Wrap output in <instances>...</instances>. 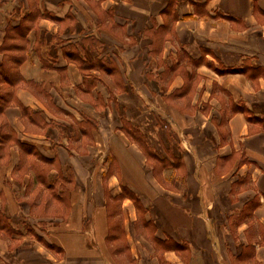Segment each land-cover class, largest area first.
Returning a JSON list of instances; mask_svg holds the SVG:
<instances>
[{
    "label": "crops",
    "instance_id": "obj_1",
    "mask_svg": "<svg viewBox=\"0 0 264 264\" xmlns=\"http://www.w3.org/2000/svg\"><path fill=\"white\" fill-rule=\"evenodd\" d=\"M39 8L45 16L27 9L0 36V53L18 64L1 55L0 73L19 77L3 82L14 95L0 97V264H185L164 249L165 234L186 237L202 218L212 250L219 225L225 261L264 264V0ZM175 55L177 65L166 62ZM158 120L174 131L193 169L192 199L207 200L210 214L192 219L154 176L153 160L165 159L148 142ZM20 218L23 234L8 235Z\"/></svg>",
    "mask_w": 264,
    "mask_h": 264
},
{
    "label": "rangeland",
    "instance_id": "obj_2",
    "mask_svg": "<svg viewBox=\"0 0 264 264\" xmlns=\"http://www.w3.org/2000/svg\"><path fill=\"white\" fill-rule=\"evenodd\" d=\"M43 1H47V2H57V0H0V36L4 31V27L8 26V29L11 27L9 21L15 18H27L29 17L27 14H25V10L27 9H31L32 11V16L37 15V18L40 19V16H45L46 14H43L42 12H40V8H39V3L43 2ZM38 13H42L39 14ZM35 18V17H34ZM8 23V24H7ZM5 25V26H4ZM74 28H76V26L74 25ZM10 32V30H8ZM46 34V33H45ZM160 43V42H159ZM175 47H176V43H174ZM178 48V47H176ZM3 56L5 62H7L9 64L10 67L14 66L17 67L18 64H13V56H15L16 54H10V53H0V56ZM9 55V56H7ZM23 58V57H22ZM175 58H177V55L172 56L169 60H167L166 62H171L174 61V64L177 65V63H175ZM95 62V61H94ZM159 62V61H158ZM92 63V61H91ZM114 66L111 65V68L107 70V72H111L112 74L115 72L114 71ZM3 70V69H2ZM5 70V69H4ZM17 72V71H16ZM107 72H105L104 77L106 78V81L109 82V75ZM111 74V75H112ZM93 76H95L93 74ZM18 75L16 76L15 79V83L18 79ZM0 81L5 82L4 81V75L3 73L0 74ZM11 85L3 83L0 84V97L2 98V95H5L7 97H12L14 95V93L16 92V87L12 88L10 87ZM111 92V94L113 93V90L110 89L109 90ZM113 95V94H112ZM113 96L110 97V99H112ZM93 101V100H92ZM90 101L92 105L90 106H94V108L96 109V101ZM3 104V101L0 100V105ZM127 104V103H126ZM118 105V107H116ZM4 106V105H3ZM138 103H137V105ZM115 107L117 108V111H119V108H123L122 105H120V103H118L117 101H115ZM139 112V110L137 111ZM104 112L101 111V114H103ZM106 113V111H105ZM160 114V113H158ZM1 116V115H0ZM112 118V117H110ZM107 122H109V118L108 120L105 119L101 125V128L104 130L106 129L107 131ZM113 122V120L111 121ZM158 122H160V128L159 129H155L153 131V135L155 136H150L149 140L152 139L153 141V147L154 148H158V156H161L160 159H162V157H164V161H158L156 159L153 160V172H154V176H156L157 178L160 179V181L162 182V185H166V187L172 191L175 192H179L180 198L175 197L176 198V203H180V205H182V207H184L186 210H188V212L190 213V216L192 219L197 220L199 218V214L203 216V214L206 213V215L210 214L209 213V208L208 206V201L205 200V203L202 205V207H200L198 201L192 199L193 197H195L196 195V184L194 185V177H193V169H189L187 162L185 160V158L183 157V154H181V152H183V148L180 146L178 139H176V137L174 136V131L172 132L171 126L170 125H166V123H162V120H158ZM95 123H91L90 121L88 122V128H92L95 127L94 126ZM166 130L168 132V137H169V141L168 143L172 144V141L174 140V152L172 151V155H171V159L166 158L165 152H163L162 149H164L163 147L165 146V144H168L165 140V135L166 134ZM163 133V134H162ZM141 134L143 135L144 133L141 131ZM152 137V138H151ZM163 137V138H162ZM165 137V138H164ZM142 141L145 142L147 141V139L143 136ZM150 143V142H149ZM173 145H171L172 147ZM4 149V148H3ZM93 149V148H92ZM93 151H95L93 149ZM4 154L1 153L0 151V166L2 164V158H3ZM99 158H103L101 156H99ZM187 159V158H186ZM189 160V158H188ZM97 161L101 162L102 160H98L97 157ZM171 161V164H169ZM189 162V161H188ZM48 168V167H47ZM47 172V169L45 170ZM191 182V184L189 185L186 182ZM174 198V199H175ZM196 198V197H195ZM114 204V203H113ZM206 206V207H205ZM154 207V206H153ZM157 206H155L154 209V213L155 219H157V222H160V216L161 215H165L164 211L159 210V215L158 212L155 210ZM141 209V207H140ZM2 210V207L0 206V212ZM143 211V210H142ZM140 213V212H139ZM153 213V214H154ZM141 214V213H140ZM158 215V216H157ZM166 216V215H165ZM200 216V218L202 217ZM1 219V217H0ZM218 219V218H217ZM218 221V220H217ZM8 223H10V221H8ZM15 223H19L18 227L19 229H16L15 232H9L8 235L13 236V234H23L20 232H24L25 228L22 227L21 223H23V219H15ZM154 227H155V223ZM161 227V226H160ZM216 230L218 232V241L220 243L221 247L219 250L217 249H213L210 246V233H211V229H209V226L204 222L203 218L201 219V222L199 225H194L192 223V226L189 228V230L186 232V237H179L175 232L170 231V235L169 234H165V239L167 240H171L174 239L178 242V244H180V247L175 250V251H181L180 254L183 253V257L185 260V264H240L238 262H235L233 259L229 258L228 261H225L226 258V254H227V250L224 248L223 244H221V242H223V236H222V232L221 229H219V225H216ZM12 231V229H11ZM155 231V228H154ZM141 239V238H140ZM157 240V239H156ZM215 251V252H214ZM221 251H223L221 254ZM224 256V259H221V256ZM230 262V263H229Z\"/></svg>",
    "mask_w": 264,
    "mask_h": 264
},
{
    "label": "trees",
    "instance_id": "obj_3",
    "mask_svg": "<svg viewBox=\"0 0 264 264\" xmlns=\"http://www.w3.org/2000/svg\"><path fill=\"white\" fill-rule=\"evenodd\" d=\"M28 16L30 17V15H28ZM231 71H234V69H232ZM2 73L4 75V81L8 82L9 84L15 82L17 74L15 72H13L11 70V68L7 69L6 71L5 70L2 71L0 74H2ZM4 97H5V99L9 98V97H6L5 95H2V98H4ZM1 108H2V105H0V109ZM48 161H50V160H48ZM164 243H165L164 249L177 250L180 247V244H178V242L174 239H171V240L164 239Z\"/></svg>",
    "mask_w": 264,
    "mask_h": 264
}]
</instances>
